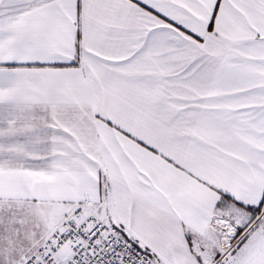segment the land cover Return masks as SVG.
I'll return each instance as SVG.
<instances>
[{
  "label": "snow or ice",
  "instance_id": "snow-or-ice-1",
  "mask_svg": "<svg viewBox=\"0 0 264 264\" xmlns=\"http://www.w3.org/2000/svg\"><path fill=\"white\" fill-rule=\"evenodd\" d=\"M0 264H264V0H0Z\"/></svg>",
  "mask_w": 264,
  "mask_h": 264
}]
</instances>
